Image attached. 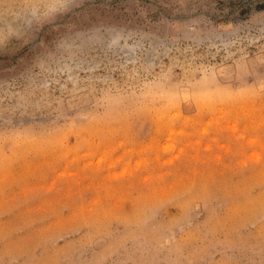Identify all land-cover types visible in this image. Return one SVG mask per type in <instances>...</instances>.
<instances>
[{
	"label": "rangeland",
	"instance_id": "obj_1",
	"mask_svg": "<svg viewBox=\"0 0 264 264\" xmlns=\"http://www.w3.org/2000/svg\"><path fill=\"white\" fill-rule=\"evenodd\" d=\"M0 264H264V0H0Z\"/></svg>",
	"mask_w": 264,
	"mask_h": 264
}]
</instances>
